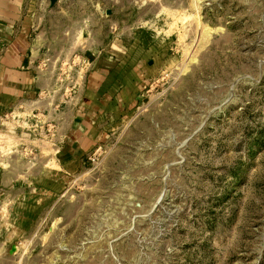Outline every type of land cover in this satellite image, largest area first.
Listing matches in <instances>:
<instances>
[{"label":"rangeland","instance_id":"1","mask_svg":"<svg viewBox=\"0 0 264 264\" xmlns=\"http://www.w3.org/2000/svg\"><path fill=\"white\" fill-rule=\"evenodd\" d=\"M19 1L66 46L52 94L0 117V264H264V0ZM104 56L136 88L76 158Z\"/></svg>","mask_w":264,"mask_h":264},{"label":"crops","instance_id":"2","mask_svg":"<svg viewBox=\"0 0 264 264\" xmlns=\"http://www.w3.org/2000/svg\"><path fill=\"white\" fill-rule=\"evenodd\" d=\"M19 3V0H0V46L3 49L0 54V117L21 102H28L30 106L32 101H39V95L52 94L56 75L44 69L41 63L48 56L61 63L66 46L62 40L51 46L52 49L36 46L28 37L29 29L25 34L26 28L20 24ZM111 59L104 56L99 60L92 78L93 87H89V92H82L83 98L77 102L76 114L70 120V127L73 128L69 138L71 145L68 146L70 156H82L84 149L101 136L99 130L93 127L94 122H90V112L106 110L110 106L115 109L118 106L115 103L125 99L136 88L134 82L137 80L133 73L113 67ZM124 87L127 89L123 90ZM60 93L62 95V91ZM70 94L73 96L72 92ZM59 101L64 103V99ZM66 110L70 111L71 107H66ZM61 125L68 127L67 123Z\"/></svg>","mask_w":264,"mask_h":264}]
</instances>
